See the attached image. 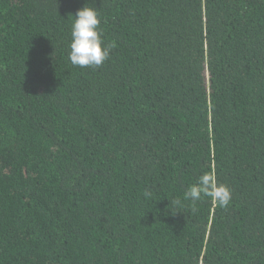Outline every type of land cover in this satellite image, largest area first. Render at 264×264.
I'll return each instance as SVG.
<instances>
[{
	"label": "trees",
	"instance_id": "obj_1",
	"mask_svg": "<svg viewBox=\"0 0 264 264\" xmlns=\"http://www.w3.org/2000/svg\"><path fill=\"white\" fill-rule=\"evenodd\" d=\"M0 264H264V0H0Z\"/></svg>",
	"mask_w": 264,
	"mask_h": 264
},
{
	"label": "clouds",
	"instance_id": "obj_2",
	"mask_svg": "<svg viewBox=\"0 0 264 264\" xmlns=\"http://www.w3.org/2000/svg\"><path fill=\"white\" fill-rule=\"evenodd\" d=\"M69 17L73 18L69 61L73 66L81 68L101 66L104 61L109 59L112 46L104 42L103 31L100 28V11L86 5L77 10L74 16L69 14ZM183 195L184 200H190L193 203L199 201L202 196H208L221 207H226L231 200V191L226 185L219 184L210 172L199 176L197 182L191 185ZM170 203L174 207L183 206L179 198L173 199Z\"/></svg>",
	"mask_w": 264,
	"mask_h": 264
}]
</instances>
